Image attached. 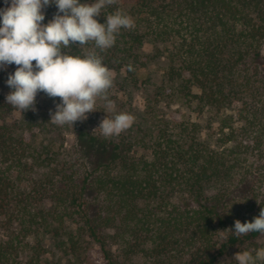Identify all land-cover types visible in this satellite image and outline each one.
<instances>
[{
	"label": "trees",
	"instance_id": "obj_1",
	"mask_svg": "<svg viewBox=\"0 0 264 264\" xmlns=\"http://www.w3.org/2000/svg\"><path fill=\"white\" fill-rule=\"evenodd\" d=\"M116 8L136 26L102 55L114 105L145 99L132 134L89 128L98 101L66 146L40 113L59 97L13 109L17 66L0 69V264H237L264 247L218 232L264 207V0H117L96 19Z\"/></svg>",
	"mask_w": 264,
	"mask_h": 264
},
{
	"label": "clouds",
	"instance_id": "obj_2",
	"mask_svg": "<svg viewBox=\"0 0 264 264\" xmlns=\"http://www.w3.org/2000/svg\"><path fill=\"white\" fill-rule=\"evenodd\" d=\"M116 3L117 0H10L7 6L9 0H5L6 7L0 9V69L17 66L6 81L11 89L6 95L7 104L24 113L37 110L38 93L59 97L61 102L55 111L50 110L49 122L73 127L97 111L98 101H104L107 116L95 132L110 139L130 129L135 117L116 111L109 98L114 74L104 63L102 53L115 45L122 29H134L135 21L121 8L105 15L106 23L96 19ZM53 4L58 11L44 24L43 10ZM77 42L78 49H85L79 54L72 48ZM127 68L134 71L131 63ZM218 232L223 238H227L226 233L237 237L254 232L264 235V207L253 221L236 220L234 230ZM234 260L237 264H264V247L255 250V254L239 251Z\"/></svg>",
	"mask_w": 264,
	"mask_h": 264
},
{
	"label": "rangeland",
	"instance_id": "obj_3",
	"mask_svg": "<svg viewBox=\"0 0 264 264\" xmlns=\"http://www.w3.org/2000/svg\"><path fill=\"white\" fill-rule=\"evenodd\" d=\"M119 2H121L122 4H128V3H131L133 0H118ZM7 6H10V0H9V4ZM6 5H5V0H0V9H3L5 8ZM151 51V46L150 45H147L146 46V52H150ZM60 103L61 102V99L59 98L58 100ZM126 106L125 107H121L119 105H114V108L116 111H123V112H128L130 114H132L134 117H135V122L133 124V126L126 130L125 132H123L120 136H128L130 134H132L133 132H135L136 129L139 128V123H140V118L142 116V113L143 111L145 110V99L143 97V95H141L140 93H135L133 94L132 96L128 97L126 99ZM97 104H99L97 102ZM102 104H99L98 106H100ZM55 107L56 106H50L48 104H44V103H40V113H44L45 112V115L49 116L50 117V110L52 111H55ZM94 113V112H93ZM92 113V114H93ZM97 115V118L96 120L94 119L93 117V120L88 123L89 125V128H92V129H97L100 125V122L106 118L107 116V113L104 112V108L101 110V112L99 111L98 113H96ZM111 115V113H110ZM178 116V115H177ZM98 131V130H97ZM68 131L65 132L64 130V127L62 126H58L56 128V133H62L63 134V138L64 140L66 141L65 142V145L67 146H71L75 143V139L73 137V135H71L70 133H67ZM65 133V134H64ZM259 243H264V237L260 238L258 240ZM64 264V263H63ZM97 264H101V263H97Z\"/></svg>",
	"mask_w": 264,
	"mask_h": 264
}]
</instances>
